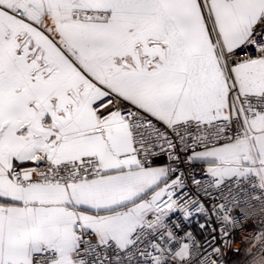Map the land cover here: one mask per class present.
I'll return each mask as SVG.
<instances>
[{
	"label": "snow or ice",
	"instance_id": "obj_1",
	"mask_svg": "<svg viewBox=\"0 0 264 264\" xmlns=\"http://www.w3.org/2000/svg\"><path fill=\"white\" fill-rule=\"evenodd\" d=\"M0 264H264V0H0Z\"/></svg>",
	"mask_w": 264,
	"mask_h": 264
},
{
	"label": "built area",
	"instance_id": "obj_2",
	"mask_svg": "<svg viewBox=\"0 0 264 264\" xmlns=\"http://www.w3.org/2000/svg\"><path fill=\"white\" fill-rule=\"evenodd\" d=\"M161 159H163V158H161ZM192 170H193L192 168L186 167L185 173L187 174V173L191 172ZM194 171H195L196 178L201 179L202 178L201 166H199V165L194 166ZM193 192L195 193V189H193ZM191 227H192L193 231H196V232L199 231L195 223H192ZM227 259H229V260L234 259V255L230 253L229 256L227 257Z\"/></svg>",
	"mask_w": 264,
	"mask_h": 264
}]
</instances>
